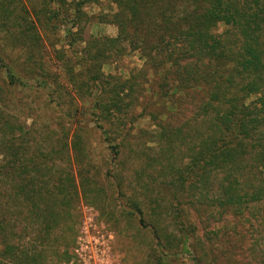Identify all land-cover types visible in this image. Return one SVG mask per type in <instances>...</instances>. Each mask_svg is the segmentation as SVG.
Segmentation results:
<instances>
[{
  "label": "trees",
  "instance_id": "16d2710c",
  "mask_svg": "<svg viewBox=\"0 0 264 264\" xmlns=\"http://www.w3.org/2000/svg\"><path fill=\"white\" fill-rule=\"evenodd\" d=\"M109 1L93 18L100 0H0V264L68 261L78 204L102 212L103 190L151 231L153 264H203L210 220L258 216L264 0ZM90 23L116 34L84 37ZM131 52L126 76L103 71Z\"/></svg>",
  "mask_w": 264,
  "mask_h": 264
},
{
  "label": "rangeland",
  "instance_id": "374dc122",
  "mask_svg": "<svg viewBox=\"0 0 264 264\" xmlns=\"http://www.w3.org/2000/svg\"><path fill=\"white\" fill-rule=\"evenodd\" d=\"M114 9L109 0L87 4L84 8L93 18L100 12L108 13ZM222 29V25H219L216 30ZM116 31V27L111 23H90L86 26L83 35L84 37L89 34L115 36ZM140 64L138 54L131 52L118 61L105 64L103 71L126 76L131 68ZM16 96L25 99L24 92L18 91ZM34 97L39 101V96L34 94ZM27 121L30 123L29 119ZM140 125L147 126V120L141 121ZM88 138L93 168L100 171V183L106 189L107 183L112 179L101 175L105 174L107 167H110L114 161L107 154L105 142H100L97 135L92 133ZM93 172L95 173L94 170ZM97 199L102 212L94 205L83 201L78 204V231L70 249L71 257L68 261L59 264H153L150 253L156 248V242L151 231L141 226L137 218L128 219L120 214L124 204L122 198L110 202L103 190L100 192V198ZM255 210L258 212L257 217H250L247 214L249 219L240 216L233 219L230 215H223V218L217 221L210 220L204 228L200 227L199 233L203 234L205 241L206 258L203 264H264V219L261 216L264 214V201L257 204ZM221 230L228 231L224 242L221 239L224 232L222 233ZM239 233L243 237H240ZM168 262L194 264V261L190 257L186 258V255Z\"/></svg>",
  "mask_w": 264,
  "mask_h": 264
}]
</instances>
